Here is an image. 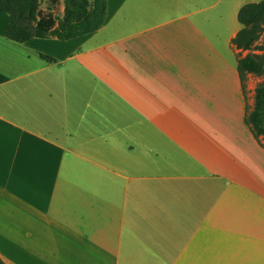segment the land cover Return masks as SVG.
<instances>
[{
	"label": "crops",
	"instance_id": "obj_1",
	"mask_svg": "<svg viewBox=\"0 0 264 264\" xmlns=\"http://www.w3.org/2000/svg\"><path fill=\"white\" fill-rule=\"evenodd\" d=\"M260 1L107 0L97 32L23 44L0 12L4 264H264V141L212 44L242 53Z\"/></svg>",
	"mask_w": 264,
	"mask_h": 264
},
{
	"label": "trees",
	"instance_id": "obj_2",
	"mask_svg": "<svg viewBox=\"0 0 264 264\" xmlns=\"http://www.w3.org/2000/svg\"><path fill=\"white\" fill-rule=\"evenodd\" d=\"M63 5L62 16L53 18L40 15V0H0V12L8 17L6 38L17 44L33 38L69 41L93 34L104 24L107 0H63ZM237 20L242 29L231 40V45L241 52L255 48L264 50V46L255 45L264 33V0L242 6ZM42 58L53 61L46 56ZM236 70L243 89L247 75L264 76V55L248 53L237 58ZM244 122L255 139L264 141V85L255 88L253 107L246 112ZM0 264H4L1 259Z\"/></svg>",
	"mask_w": 264,
	"mask_h": 264
},
{
	"label": "rangeland",
	"instance_id": "obj_3",
	"mask_svg": "<svg viewBox=\"0 0 264 264\" xmlns=\"http://www.w3.org/2000/svg\"><path fill=\"white\" fill-rule=\"evenodd\" d=\"M63 0H40V6H39V12L40 15L45 17V16H51L53 18L61 17L63 14ZM125 12H127L125 8ZM1 15V13H0ZM124 17V16H123ZM121 17V18H123ZM128 20V19H127ZM98 35H102V31L99 32ZM225 36L219 35L218 39L214 41L212 44L215 45L217 50L219 51V58L217 61V68L220 71L219 77H222L221 82H235V80H232L233 72L237 74L236 72V62L235 59L240 57H244L248 53L251 54H258V55H264V50H258L254 49L251 51H244L240 54H237L234 58L232 55V52L229 48V43L226 41ZM257 47L264 46V33L260 36L259 40L255 43ZM59 51V49H58ZM60 56L62 55V50L60 47ZM216 59L213 58V66L216 65ZM226 76V77H225ZM237 76V75H236ZM226 78V80H224ZM235 79V76H234ZM235 84V83H234ZM258 85H264V76L262 77H256L252 75H247L244 81V99H245V105L248 106L247 109H251L253 105V98H254V90ZM214 92V91H213ZM232 94L231 91H227V94L225 91L220 92L219 91V96H218V108L220 110V113H225V114H232L235 116L236 114V108L235 105L238 104V99H236L234 104L232 102L231 97H229ZM238 98V97H237Z\"/></svg>",
	"mask_w": 264,
	"mask_h": 264
}]
</instances>
